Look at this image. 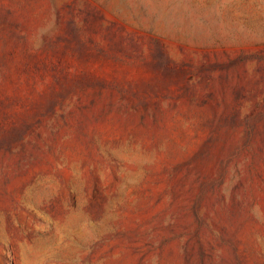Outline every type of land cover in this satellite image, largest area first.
Masks as SVG:
<instances>
[{"label": "rangeland", "instance_id": "obj_1", "mask_svg": "<svg viewBox=\"0 0 264 264\" xmlns=\"http://www.w3.org/2000/svg\"><path fill=\"white\" fill-rule=\"evenodd\" d=\"M0 264H264V0H0Z\"/></svg>", "mask_w": 264, "mask_h": 264}]
</instances>
